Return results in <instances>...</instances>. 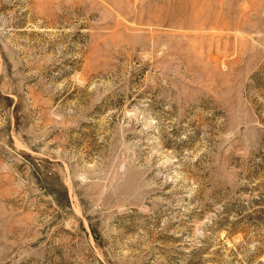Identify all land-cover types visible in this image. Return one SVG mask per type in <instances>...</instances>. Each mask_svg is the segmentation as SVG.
<instances>
[{"label":"rangeland","instance_id":"obj_1","mask_svg":"<svg viewBox=\"0 0 264 264\" xmlns=\"http://www.w3.org/2000/svg\"><path fill=\"white\" fill-rule=\"evenodd\" d=\"M0 264H264V0H0Z\"/></svg>","mask_w":264,"mask_h":264}]
</instances>
